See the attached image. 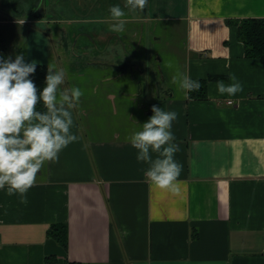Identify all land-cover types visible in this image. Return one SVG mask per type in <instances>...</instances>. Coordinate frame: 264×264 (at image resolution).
Instances as JSON below:
<instances>
[{
	"label": "crops",
	"instance_id": "1",
	"mask_svg": "<svg viewBox=\"0 0 264 264\" xmlns=\"http://www.w3.org/2000/svg\"><path fill=\"white\" fill-rule=\"evenodd\" d=\"M37 1L6 0L0 23L17 26L26 61L44 63L50 42L66 43L68 31L51 35L47 23L62 18ZM130 11L124 20L161 21L171 34L182 27L183 42L172 38L171 50L183 56L184 73L207 79L206 97L172 92L165 102L178 113L175 189L158 188L145 175L149 165L137 161L132 131L89 137L76 107L71 130L78 138L38 172L27 202L0 190V264H45L49 255L83 264H264V57L246 55L237 22L264 18V0H147L141 14ZM82 20L114 22L110 15ZM100 29L80 31L85 44L75 57L119 69L104 80L133 73L136 64L120 50L126 34ZM98 34L101 42L92 43ZM93 52L106 58L89 57ZM230 74L242 90L220 93L217 81L232 83ZM54 223L67 225V246L50 234Z\"/></svg>",
	"mask_w": 264,
	"mask_h": 264
},
{
	"label": "clouds",
	"instance_id": "2",
	"mask_svg": "<svg viewBox=\"0 0 264 264\" xmlns=\"http://www.w3.org/2000/svg\"><path fill=\"white\" fill-rule=\"evenodd\" d=\"M147 0H125V7L143 10ZM114 23L109 28L115 32L124 30L125 11L120 4L109 6ZM36 71V61H26L24 55H0V190L9 195L18 194L21 202H27L32 187L47 162H56L62 149L78 137L71 130L73 109L77 107L81 88L73 85L61 88L65 82L63 69L48 67L44 86H36L30 74ZM232 83L217 81L220 93L233 95L243 85L234 74ZM172 81L187 97L199 90L201 82L176 69ZM42 102L45 110L37 105ZM152 115L141 123L139 130L130 133L129 142L136 151L137 161L148 163L145 175L161 189L176 187L182 165L175 159L178 145L172 131L178 118L175 110H165L152 105ZM152 153H157L153 157Z\"/></svg>",
	"mask_w": 264,
	"mask_h": 264
},
{
	"label": "rangeland",
	"instance_id": "3",
	"mask_svg": "<svg viewBox=\"0 0 264 264\" xmlns=\"http://www.w3.org/2000/svg\"><path fill=\"white\" fill-rule=\"evenodd\" d=\"M12 1L19 6L21 3L31 2V0ZM54 1V3H48L49 0H41V3L49 4V12L62 18L61 21L47 23L50 28L49 32L51 34L57 30L56 28L67 29L71 40L74 39V32L80 33L81 30L91 34L101 31L100 28L107 31L108 25L112 22L85 21L82 18L106 17L110 15L109 6L112 4H120L124 8L125 17L131 14V9L125 7V3H121L122 0L120 3H109L113 0H102L104 3H80V0ZM3 2L0 4L7 3L6 0ZM36 3H39V0ZM40 12L44 13L45 10L40 8ZM136 13L141 14L140 10ZM11 14L21 17L20 12ZM12 24L0 23V28L8 31L17 27ZM124 24L121 37L126 34V38H120L122 43L120 50L124 51L125 54L123 53L122 57L126 59L127 64H136L133 73L130 71L104 80L109 76L108 74L119 69L115 70L110 67L108 70L101 64H87L86 61L73 57L64 42L54 44L51 41L50 59L42 61L48 67L64 70L65 82L61 86L62 89L70 88L73 85L81 88L83 95L77 107L81 123L89 137L111 136L115 132H121L124 135V133L139 130L142 127L141 123L148 120L153 114L151 106L156 105L155 102H157V106L166 109L165 102L170 97L169 94L175 92L177 95L183 92L172 81V75L176 69L184 72V58L175 54L170 45L173 43L171 39L174 38L175 44L181 46L184 29L181 27L171 34L168 32L169 30L165 29V23L160 21L156 26L155 22L152 23L146 19L139 21L126 19ZM15 35H10L5 42L9 48L7 52L10 54L20 52L19 47L15 48L19 42L17 38H14ZM99 36L101 34L93 36L91 42L99 44L101 42ZM77 41V46L80 48L81 43L85 44V36L82 35ZM13 43L16 44L15 47L11 46ZM122 46H125V49ZM92 54L94 56L89 55V57L106 58L101 54L96 56L95 52ZM167 87L168 89H166ZM129 92H135V94H128Z\"/></svg>",
	"mask_w": 264,
	"mask_h": 264
},
{
	"label": "trees",
	"instance_id": "4",
	"mask_svg": "<svg viewBox=\"0 0 264 264\" xmlns=\"http://www.w3.org/2000/svg\"><path fill=\"white\" fill-rule=\"evenodd\" d=\"M238 22L239 35L245 42L246 55L249 57H264V18H243ZM16 34L15 28L7 29L0 28V55L11 56L13 59L17 54H10L7 52L9 49L5 43L10 35ZM14 36V38H15ZM12 39V37H10ZM15 47L16 44L11 45ZM10 46V47H11ZM15 48H18L16 46ZM48 71V66L46 63H36V71L31 75L38 89L44 86L45 77ZM201 82V87L199 90L192 91L189 95L193 98H204L207 95L206 84L207 79H198ZM40 110H45L43 108L42 102L37 105ZM50 234H52L63 246H67L68 236H67V225L65 223H54L49 229ZM45 264H83L81 262L70 261L67 259L59 258L55 255H49L45 258Z\"/></svg>",
	"mask_w": 264,
	"mask_h": 264
},
{
	"label": "flooded vegetation",
	"instance_id": "5",
	"mask_svg": "<svg viewBox=\"0 0 264 264\" xmlns=\"http://www.w3.org/2000/svg\"><path fill=\"white\" fill-rule=\"evenodd\" d=\"M69 34L67 35V37H66V45H67V48L69 49V52L71 53V55L73 56V57H75V54H80V55H82V53L80 52V48L77 46L78 44V38H79V33H77V32H74V39L73 40H71V39H69ZM79 48V49H78ZM155 104L157 105V102H155Z\"/></svg>",
	"mask_w": 264,
	"mask_h": 264
}]
</instances>
